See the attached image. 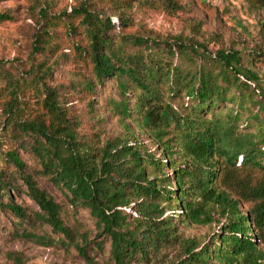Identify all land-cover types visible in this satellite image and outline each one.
<instances>
[{"label":"trees","instance_id":"trees-1","mask_svg":"<svg viewBox=\"0 0 264 264\" xmlns=\"http://www.w3.org/2000/svg\"><path fill=\"white\" fill-rule=\"evenodd\" d=\"M118 1L123 4L115 5L119 9L135 1L155 2L172 12L182 8L178 0ZM249 1L264 11V0ZM90 4L79 0L70 12L59 14L39 8L32 55L53 52L59 23L67 35L80 27L87 41L75 47L90 60L95 83L116 80L121 99L115 108L123 119L137 120L148 131L155 151L143 147L129 125L126 131L134 145L129 138H117L95 149L81 139L57 90L45 80L53 67L44 61L34 64L33 58L24 85L0 70V81L9 91L4 123L18 132L11 138L38 158L40 174L62 192L68 205L88 211L94 240H108L113 264H148L179 240L177 224L213 222L220 226L204 244L180 239L183 257L171 264H264L259 248L264 242V68L245 64L237 50L211 54L202 43L180 36L113 34L112 18ZM9 18L0 12V21ZM116 20L129 24L123 15ZM253 54L264 61V50ZM26 83L33 86L41 117H25L31 97L24 95ZM180 99L182 104L175 105ZM244 111L247 116L240 124ZM5 156L38 207L34 219L50 226L60 244L74 246L87 262L97 264L89 253L88 234L64 223L62 205L24 172L26 165L15 149ZM3 177L0 171V194L7 183ZM0 206L21 222L29 220L11 196ZM167 209L173 214H165ZM103 243L96 240L92 251Z\"/></svg>","mask_w":264,"mask_h":264},{"label":"rangeland","instance_id":"rangeland-1","mask_svg":"<svg viewBox=\"0 0 264 264\" xmlns=\"http://www.w3.org/2000/svg\"><path fill=\"white\" fill-rule=\"evenodd\" d=\"M78 2L79 0H0V12L10 15L9 19L0 21V70L10 75L11 81H24V85L30 77L32 58L34 64L44 61L53 67L45 80L57 90L63 109L81 139L87 140L95 149L106 140L117 138H129V142L134 145L132 134L126 131V125H129L142 146L155 151L148 131L140 129L137 120L123 119L115 108L121 99L116 80L110 79L100 86L95 83L90 60L75 47L82 48L86 45V36L80 27L73 28L70 35H67L65 27L59 23L54 30L53 52H48L46 56L32 55V43L39 19L36 13L39 8L47 9L51 14H59L70 12ZM90 2L91 6L103 9L115 22V29L111 30L113 34L154 35L161 39L180 36L185 40L202 43L211 54L219 49L237 50L245 64L255 70L264 68L262 56L253 54V51L264 50V11L253 6L249 0H178L182 8L175 12L155 2L135 1L122 9L115 6L123 5L118 0H89ZM119 15L127 17L129 24L120 25L116 20ZM91 85L93 89H90ZM5 86H8L6 82L0 81V171L3 172V180L7 182L2 185L4 189L0 194V202L5 203L11 196L16 204L27 211L29 220L21 222L16 215L0 206V264H92L74 246L60 244L57 241L59 235L50 226L40 225L34 219L33 215L38 207L28 197L19 170L6 160V152L10 149H15L19 159L26 165L24 172L31 173L38 186L62 205L61 217L64 223L77 233L88 234V240L92 241L89 253L94 255L95 263L113 264L109 261V242L106 238H97V241L102 239L104 243L101 248H97L96 253L92 251L96 241L95 227L88 211L80 207L73 209L68 205L62 192L40 174L38 158L29 149L19 145L22 141L11 138L13 133L18 132L17 128L13 131L11 126L4 123V103L9 99V91ZM26 88L24 95L32 98L26 101L25 117H41V105H37L36 94L32 96L33 86L26 83ZM183 101L177 100L175 105H181ZM22 106L24 105H18L19 108ZM246 116L247 112L244 111L240 124H244ZM165 214L173 213L167 209ZM219 226L216 222L177 224L179 240L162 249L148 264H171L177 261L183 257L180 239L194 240L201 245L209 241V236ZM33 235L44 237L35 239ZM259 246L264 251V242ZM210 264H218V261Z\"/></svg>","mask_w":264,"mask_h":264}]
</instances>
